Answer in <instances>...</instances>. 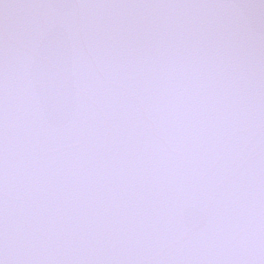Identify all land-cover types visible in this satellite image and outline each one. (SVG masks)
Wrapping results in <instances>:
<instances>
[{
	"label": "snow or ice",
	"instance_id": "6c2138e0",
	"mask_svg": "<svg viewBox=\"0 0 264 264\" xmlns=\"http://www.w3.org/2000/svg\"><path fill=\"white\" fill-rule=\"evenodd\" d=\"M0 264H264V0H0Z\"/></svg>",
	"mask_w": 264,
	"mask_h": 264
}]
</instances>
